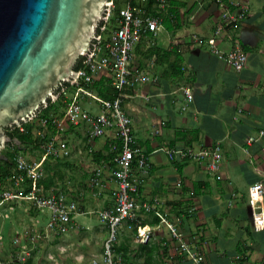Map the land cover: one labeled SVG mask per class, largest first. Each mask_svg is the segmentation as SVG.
<instances>
[{
    "label": "crops",
    "instance_id": "1",
    "mask_svg": "<svg viewBox=\"0 0 264 264\" xmlns=\"http://www.w3.org/2000/svg\"><path fill=\"white\" fill-rule=\"evenodd\" d=\"M148 1L147 12L159 16L161 23L137 42L132 67L153 79L127 89L123 107L131 118L137 146L148 157L144 168L133 170L135 199L153 209L142 210L137 222L122 224L112 252L123 264H193L178 251L183 240L203 252L208 264H234L236 255L244 257V264H264V228L254 230L247 195L248 186H264V151L259 144L246 143L264 126V0H230L246 6L248 14L218 33L220 48L229 50L238 43L247 54V65L240 72L193 41L194 35L211 36L222 23L223 10L213 0H169L161 10L155 0L147 9ZM186 85L191 88L189 103L181 90ZM114 95L110 73L101 71L80 103L97 113L100 102ZM56 116L62 115L52 117ZM39 118L29 121L35 125L34 139L40 129L47 137L57 133L42 128ZM57 135L69 154L59 157L57 166L47 163L58 158L45 157L42 184L61 187L80 210L69 224L74 250L79 252L74 255L77 263L90 264L93 259L102 263L103 255L90 247L102 249L107 236L95 211L113 204L111 131L92 136L82 123H66ZM215 145L222 154L219 180L208 173L204 162L169 159L160 149ZM260 202L264 211V193ZM32 209L31 224L46 235L47 214ZM154 210L177 228L179 237L170 233ZM136 225L151 228L145 243H139Z\"/></svg>",
    "mask_w": 264,
    "mask_h": 264
},
{
    "label": "built area",
    "instance_id": "2",
    "mask_svg": "<svg viewBox=\"0 0 264 264\" xmlns=\"http://www.w3.org/2000/svg\"><path fill=\"white\" fill-rule=\"evenodd\" d=\"M147 0H121L117 16L112 20L113 1L105 14L102 26L98 32L91 53L87 58L81 60L73 81L65 85L51 100L55 102L59 97L64 104L62 116L40 117L38 124L42 128H54L57 133L47 137L42 130L38 132L40 149L45 157H65L69 150L62 144L58 132L65 129V124H83L87 127L92 136H104L111 131L112 142L110 149L115 152L114 178L115 188L113 189V204L108 209L96 210L98 220L107 228V236L103 242L104 255L102 263L91 260L90 264H123L112 252V245L122 224L137 222L142 210L153 209V205L145 202H138L135 199L137 191L132 180L134 168L142 169L147 165L148 157L137 146L132 132L131 118L123 107V98L127 97L126 90L133 88L136 84L147 82L151 78L147 72L135 70L132 67L134 60V48L143 34L155 32L160 26V17L147 12ZM222 10V23L209 37L193 36V41L198 46H204L212 53L226 59L230 67L240 72L247 65L248 57L243 49L236 43L229 50H223L217 43L220 30L224 27H231L238 24L247 14L248 8L230 0H213ZM169 0H156L155 7L162 9L168 5ZM114 21V22H113ZM108 71L111 77V85L115 90L112 98L100 102L97 113L89 112L82 108L80 97L89 94V87L94 81V76L101 72ZM186 102L192 101L190 86L181 87ZM30 118L27 122L32 120ZM24 123L12 128L24 131ZM246 143L259 144L264 151V126L249 135ZM167 154L169 159L182 158L197 162H204L208 173L215 179H221L220 166L222 161L221 150L218 146L210 148H160ZM14 170L16 175L11 187H0V201H25L28 205L40 212L47 214L46 235L64 232L72 218L80 212L76 202L69 200L59 186L45 188L42 184L44 171L41 161H28L18 155L15 159ZM97 172L99 170H96ZM95 183H98L95 180ZM25 186V187H24ZM264 193V186L253 184L247 187V195L252 212V223L254 230L264 228V211L261 205V197ZM154 213L164 223L170 233L179 237L177 228L169 223L163 215L154 210ZM136 236L139 243H145L152 232L151 228L136 225ZM35 235L31 236V242ZM179 239V238H178ZM18 242V238L14 240ZM179 253L187 256L193 264H208L204 253L191 248L189 243L180 240L178 244ZM27 252L23 250H11L4 253L0 250V264H22ZM243 256L236 255L234 264H244ZM171 264V263H168Z\"/></svg>",
    "mask_w": 264,
    "mask_h": 264
},
{
    "label": "water",
    "instance_id": "3",
    "mask_svg": "<svg viewBox=\"0 0 264 264\" xmlns=\"http://www.w3.org/2000/svg\"><path fill=\"white\" fill-rule=\"evenodd\" d=\"M111 0H0V149L73 81ZM61 86L58 92L55 89Z\"/></svg>",
    "mask_w": 264,
    "mask_h": 264
},
{
    "label": "rangeland",
    "instance_id": "4",
    "mask_svg": "<svg viewBox=\"0 0 264 264\" xmlns=\"http://www.w3.org/2000/svg\"><path fill=\"white\" fill-rule=\"evenodd\" d=\"M116 5L119 7L121 0H118ZM61 98L59 97L55 102H52L49 108L40 109L36 113L37 118L42 114L48 116L62 115L64 104L61 102ZM25 123L30 124L29 122ZM32 128L35 129V125ZM8 131L10 130L8 129ZM22 146L23 148L20 150H16L14 147H9L8 145L0 149L1 154H9L8 156L13 163L12 167L9 168L11 174H15V159L18 155L28 161L43 162L45 159L40 147L34 143V139L30 143H24ZM66 159L68 158L66 157ZM60 161L61 159L59 158L53 159V161H48L47 164L49 166H57L56 164ZM67 161L70 162L69 160ZM11 174L6 177L3 176V178L0 177V187L12 186L15 175ZM32 211L33 209L25 201H0V250L5 253L11 250H23L27 252L22 264H78L74 255L79 252L74 250L77 246L74 245V237L69 232L70 225L67 226L63 233L58 234L56 238L52 236L46 238L45 233L40 234V229H36L31 224L32 220L29 214H33ZM32 235H35L33 242H31ZM78 237H80V234ZM16 238H18V242L15 243L14 240ZM90 250L104 255L103 247L102 249L90 247Z\"/></svg>",
    "mask_w": 264,
    "mask_h": 264
},
{
    "label": "trees",
    "instance_id": "5",
    "mask_svg": "<svg viewBox=\"0 0 264 264\" xmlns=\"http://www.w3.org/2000/svg\"><path fill=\"white\" fill-rule=\"evenodd\" d=\"M112 1H113V4H114V7L112 9V11H113L112 12L113 13L112 20H114L115 17L117 16V12H118L117 10H118L119 7H117V5H116L118 0H112ZM153 1L154 0H149L147 2V9H150L151 8ZM155 2H156V0H155ZM163 23H165V21H163ZM81 60H82V56L77 59V61L75 63V66H74V69H77L80 66ZM55 92L57 93L58 90H56ZM51 103H52L51 100H48L47 105L43 109L49 108V106H50ZM40 117H43L44 118V117H51V116H48L46 114H42ZM32 127H33V125L25 123V125H24V131H19L18 129H13L12 131H8V129H6L7 133L11 137H15L19 141L18 144L14 143V142H10V143H8V146L9 147H14V149H16V150H20V149L23 148L22 145L24 143H30V142H32V140L34 139V138L32 139V136H31L32 135V133H31ZM34 143L37 144L38 147H39V143L40 142H38V139H34ZM8 155L9 154H1L0 153V177L1 178H3V176L6 177L7 175H10L11 174L9 168L12 167L13 163L10 160V158H9ZM14 172L16 173L15 170H14ZM11 175L14 176L16 174H11Z\"/></svg>",
    "mask_w": 264,
    "mask_h": 264
},
{
    "label": "flooded vegetation",
    "instance_id": "6",
    "mask_svg": "<svg viewBox=\"0 0 264 264\" xmlns=\"http://www.w3.org/2000/svg\"><path fill=\"white\" fill-rule=\"evenodd\" d=\"M59 88H60V86H58V87L55 89V91H56V90H59Z\"/></svg>",
    "mask_w": 264,
    "mask_h": 264
}]
</instances>
